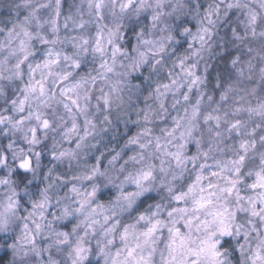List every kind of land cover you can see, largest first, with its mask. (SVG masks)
I'll return each mask as SVG.
<instances>
[{
    "label": "clouds",
    "instance_id": "9594fccd",
    "mask_svg": "<svg viewBox=\"0 0 264 264\" xmlns=\"http://www.w3.org/2000/svg\"><path fill=\"white\" fill-rule=\"evenodd\" d=\"M0 264H264V0H0Z\"/></svg>",
    "mask_w": 264,
    "mask_h": 264
}]
</instances>
